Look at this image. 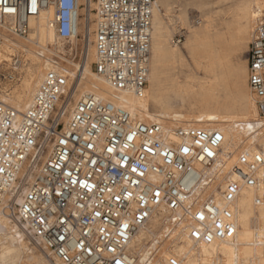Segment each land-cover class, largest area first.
I'll use <instances>...</instances> for the list:
<instances>
[{"label": "built area", "instance_id": "built-area-1", "mask_svg": "<svg viewBox=\"0 0 264 264\" xmlns=\"http://www.w3.org/2000/svg\"><path fill=\"white\" fill-rule=\"evenodd\" d=\"M78 1L35 0L33 11V0H0V24L27 37L30 20L51 8L50 27L68 42L78 8L90 0ZM92 1L93 71L115 90L144 98L154 0ZM246 64L247 88L264 122V13L254 23ZM72 81L54 64L25 109L0 103V207L45 255L61 264H135L129 243L161 210V239L141 264H180L175 254L160 253L175 232L194 245L233 238L232 207L241 190H264L259 150L239 153L230 169L236 178H227L220 131L142 121L94 93L75 99ZM15 183L24 191L15 193ZM254 202L262 204L259 197Z\"/></svg>", "mask_w": 264, "mask_h": 264}, {"label": "bare ground", "instance_id": "bare-ground-1", "mask_svg": "<svg viewBox=\"0 0 264 264\" xmlns=\"http://www.w3.org/2000/svg\"><path fill=\"white\" fill-rule=\"evenodd\" d=\"M81 1L83 2V0H79L78 4H80ZM256 1L258 9L261 8L260 1L264 6V0ZM92 4H94L95 10L96 5L92 0L89 1V5L85 10L78 8L76 13L75 36L68 41V43L78 41L79 36L83 32L82 24L85 29L83 38H87L88 40L89 28H87V21L90 20V9H92ZM81 11L83 13L82 16H80ZM156 13V5L153 3L151 32L152 20L156 17ZM256 15L259 14L254 13L253 10L249 11L245 26L233 30L234 36L237 39V44H241L242 42L248 43ZM84 16L85 18H83ZM52 18L53 10L50 8L42 12L38 17L30 20V32L28 36L22 37L19 41L6 35L5 26L0 24V29H2L3 32V34L0 33V67L4 68L6 66L2 64V62L7 61L8 63L9 58H11L9 55H12V52L19 51L20 54L22 53V55L26 56L21 68H15V70H19L18 74H15V70L13 69L3 78V81L9 79L10 83H12V87L4 91L7 94V98L0 97V103L9 104V106L11 105V107L16 110L25 109L40 83L44 72L50 70H46L48 66H51L47 55L63 52L62 44L58 43L56 39L58 37L54 29L50 27ZM80 18H83L85 23ZM95 18L96 15L94 13V19ZM52 40L53 42L51 43ZM208 40L209 29L207 26H204L200 31L194 32L191 36V40L185 45L193 57L195 69L208 74V76L204 77L202 74H195L188 78L186 86H178L176 90H170L182 99L189 97L190 94H194L197 90L203 91L205 97H200L203 98L200 102L198 100L201 111L197 114L175 112V110H170L165 104L167 94L162 90L161 70L164 68L163 66L165 65L166 59L163 49V37L160 31L153 32L152 35L150 33L148 86L144 98H137L130 93L115 90L104 78L97 75L94 71H91L90 67L86 64L88 50L86 47V49H84V61L79 68V73L74 82L75 85L71 91V96L77 99L82 94L94 93L102 100L112 102L117 106L125 108L142 121L167 123L171 126L179 124L216 129L224 136V143L221 147V157L225 163V170L231 157H234L236 154L255 151V146L257 145L264 149V122L258 119L253 99L247 88L246 76L243 77L244 80L241 82L242 95L247 100L243 107L239 109H227L225 110V114L214 111L213 108L210 111V107L214 100V67L223 64V57L221 54L213 56L212 51L209 50L207 45ZM49 47H51V49ZM92 50V62H94L93 46ZM64 53L66 52H63V54ZM177 53L180 54V51L172 49L168 53L167 62H173ZM45 55L47 58H44ZM205 58L207 61L203 62ZM62 59L64 60V58ZM67 63H69V66L71 65L70 62ZM231 64L233 65V63ZM72 66L78 69L77 65ZM245 70L244 67V72ZM70 76L74 81L75 73ZM77 91H79V93ZM150 105H153L155 109H160V111L152 112L150 110ZM261 153L264 157V153ZM225 173L227 174V178H236L235 174L230 172V170L225 171ZM231 175L233 176L231 177ZM21 176L22 175H20V177ZM12 189L17 193L18 190L24 191L25 188L15 183ZM255 197H259L262 200L261 205H255ZM5 198L6 197H4V199ZM232 212L235 219L236 231L238 230L243 234L244 241L240 240L235 233L233 238L226 241H218L209 245H194L190 241L178 236L175 232L171 237L173 238L171 242H179L180 245L174 246L171 245V242L164 243L161 246V256L165 257L167 254L173 253L179 257L180 264H252L251 259L253 257L257 264H264V190L255 191L254 189H242L232 207ZM165 215L166 212L164 210L154 214L149 219L147 225L143 229H140L129 243V252L135 258V264H141L147 251L154 247L157 240L161 239L162 228L160 225L161 219ZM254 215L257 217V229L259 233L257 243L253 241L254 232L251 228V220ZM3 228L8 229L7 220L4 217H0V258L9 260L14 264L21 261V254L23 253L21 250H23L22 247L24 244L23 239H21V236L16 238L11 234L9 229V232H4ZM146 239L150 240L148 246L143 243ZM195 247L196 249H194ZM190 253L191 255H189ZM46 257L48 256L46 255L43 257V264L44 262H48L49 264H61L57 259H55V263H50L48 259H45ZM32 259L34 258L32 257ZM162 264H165V262Z\"/></svg>", "mask_w": 264, "mask_h": 264}, {"label": "rangeland", "instance_id": "rangeland-1", "mask_svg": "<svg viewBox=\"0 0 264 264\" xmlns=\"http://www.w3.org/2000/svg\"><path fill=\"white\" fill-rule=\"evenodd\" d=\"M80 3L82 4L83 2L81 1ZM256 4V0H154V5H156L157 13L156 17L152 20L151 35L156 31H160L162 33L163 49L166 62L163 66L164 68H162L161 70V83L163 92L167 94L165 104L170 110H175V112H182L184 114H197L199 111H201L198 100L200 102L203 99L200 97H205V93L203 91L197 90L194 94H190L189 97L184 99H182L180 96H177L175 93H172L171 91L176 90L178 86H186L188 78L195 74H202V76L204 77L208 76V74L197 71L195 69L193 57L189 49L185 46L191 40L192 34L194 32L200 31L204 26H207L209 29V40L207 41L209 50L212 51L213 56L221 54L223 57V64L216 65L214 67V100L212 106L210 107V111L213 108L214 111L225 114V110L227 109H239L246 104L247 100L242 95L241 82H243L244 80L243 77L246 76V70L244 72V67L245 69L247 67V64L245 65V62L247 59L250 38L248 43L242 42L241 44H237V39L234 36L233 30L245 26L246 17L249 11L253 10L254 13L259 14L256 15V19L264 13L263 3L260 1V9H258ZM90 10V20L87 21V28H89L88 40L87 38H83L85 29L82 24L83 32L79 36L78 41L68 43L56 38L58 43L62 44L63 52L66 53L63 54V52H60L59 54L47 55L51 66H48L46 70L53 68L54 64H57L60 68L66 69L70 75H74L75 73V79L74 81H72L73 88L75 85L74 82L79 73V68L82 66L84 61V49L86 48L88 49L86 64L90 67V70L93 71V50L91 42L92 32L94 29V4H92V9ZM82 15L83 13L81 11L80 16ZM83 18H85V16ZM83 18L80 19L85 23ZM194 19H199L200 23L198 25H192V21ZM253 26L254 24L252 25V28ZM0 33L3 34L2 29H0ZM5 34L15 40H21L20 37L14 36L7 31ZM180 34H183L184 38L180 44L175 45L173 42L174 38ZM52 42L53 40L51 41V43ZM49 48L51 49V47ZM172 49L180 51V54H176L173 62H167L168 53ZM47 56L45 55L44 58H47ZM9 57V65L7 61H3L2 64H5L6 66L4 68L0 67V97L5 98H7V94L4 91L12 87V83H10L9 79L3 81V78H5L7 76V73L12 71L13 69H20L26 59V56L22 55V53L20 54L19 51L12 52V55H9ZM61 57L64 58V60ZM206 61L207 59L205 58L203 62ZM67 62H70L71 65L69 66V63ZM231 63H233V65ZM72 65H77L78 69H75ZM18 71L19 70H15V74H18ZM77 92L79 93V91ZM150 110L152 112L160 111V109H155L153 105H150ZM255 148V151L259 150L260 152L264 153V149L259 145L255 146ZM238 154H236L234 157H231L229 164L225 168V171H229L231 167L236 163ZM232 176L233 175H231V177ZM17 197L19 198V196ZM15 201L18 202L19 200L15 197ZM0 217H4L7 220L8 229L10 230L12 235H14L16 238H18V236H21V239H23L24 244L22 247L23 250H21V252L23 251V253L21 254V261L14 264H43L42 260H44L43 257H45L46 255L29 238L25 230L15 220V218L7 217L6 214L3 213L2 207H0ZM251 228L254 232L253 241L254 243H257L259 239V233L257 229L256 215H254L251 220ZM8 229L3 228V231L9 232ZM235 233L240 240L244 241L243 234L240 231L237 230ZM149 241L150 240L146 239L143 243L148 246ZM171 245L176 246L180 244L179 242H171ZM194 249H196V247ZM189 255H191V253ZM32 257L34 259H32ZM45 259H48L50 263H55V258H53L52 256L46 257ZM251 262L252 264H257L254 257L251 259ZM0 264L12 263L9 260L0 258ZM44 264L49 263L44 262Z\"/></svg>", "mask_w": 264, "mask_h": 264}, {"label": "snow or ice", "instance_id": "snow-or-ice-1", "mask_svg": "<svg viewBox=\"0 0 264 264\" xmlns=\"http://www.w3.org/2000/svg\"><path fill=\"white\" fill-rule=\"evenodd\" d=\"M5 11H7V12H13V11H15V9L6 8ZM33 11H35V0H33ZM257 67H259V65H257ZM185 151H187V149H185ZM209 154H211V153H209ZM201 218H203V217H201Z\"/></svg>", "mask_w": 264, "mask_h": 264}]
</instances>
